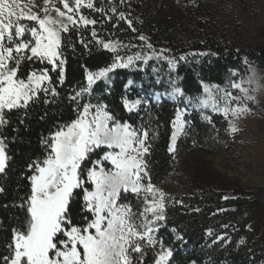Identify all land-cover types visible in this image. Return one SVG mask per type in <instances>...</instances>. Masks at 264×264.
<instances>
[{
  "label": "snow or ice",
  "instance_id": "1",
  "mask_svg": "<svg viewBox=\"0 0 264 264\" xmlns=\"http://www.w3.org/2000/svg\"><path fill=\"white\" fill-rule=\"evenodd\" d=\"M98 2L99 7L97 0H0V175H6L11 160L8 138L2 134L12 123L11 113H22V124L33 104L42 103L47 109L61 103L60 89L66 81L65 36L75 32L85 50L91 51L89 45L95 41L113 53L112 62L95 71L81 65L83 82L70 89L67 96L75 118L58 121L47 135L41 134L43 154L31 159L22 173L28 191L12 204L24 213L23 219L15 218L10 237L0 248V264H145L148 251L155 254L153 264H170L173 256L172 249L157 236L167 225V195L152 183L149 170L148 158L158 126H153L151 119L138 125L118 119L104 96L111 95L112 74L117 69L140 68L156 60L166 62L171 73L189 55L217 53L170 58L164 55L168 49L145 51L153 46L143 35L133 37L141 44L105 41L96 30L98 23L115 19L113 28L123 21L132 32L136 29L113 0ZM125 2L120 0L121 4ZM91 13H99L100 19L91 18ZM89 26L92 40L86 41L83 33ZM70 46L75 48L71 42ZM136 47L141 51L119 54ZM152 71L157 73L158 69L153 66ZM247 82L252 84L254 80ZM100 83L104 85L103 94L95 91ZM156 83H161L159 76ZM243 83H231L239 94L204 84L201 95L187 96L178 78L169 75L171 91L165 95L177 106L168 152L175 153L177 137L185 134L189 123L184 117L192 107L200 109L203 119L210 123L205 110L222 114L228 122L227 130L236 133L234 120L249 112L245 102L254 100L249 93L255 88H246ZM132 84L129 80L125 93ZM147 102L141 97L129 99L127 94L121 98L129 114H138ZM47 116L45 110L40 119ZM4 192L0 185V194ZM171 231L177 233L175 227ZM176 239L183 241V236L177 234ZM217 242L227 243V235L217 236L213 243ZM243 243L241 239L239 244Z\"/></svg>",
  "mask_w": 264,
  "mask_h": 264
},
{
  "label": "rangeland",
  "instance_id": "2",
  "mask_svg": "<svg viewBox=\"0 0 264 264\" xmlns=\"http://www.w3.org/2000/svg\"><path fill=\"white\" fill-rule=\"evenodd\" d=\"M113 3L132 20L136 31L132 32L123 21L118 28H113L115 19L98 23L96 30L105 41L141 44L133 37L143 35L153 46L152 50L145 48V51L168 49L164 55L170 58L190 53H217L214 56L189 55L188 60L180 61L171 73L166 62L156 60L140 68L117 69L112 74L111 95L104 96L118 119L137 125L147 124L151 119L153 126H158V136L152 142L148 159L152 183L167 195V225L157 236L173 251L170 264H264V66L260 63L264 60V0H126L123 4L113 0ZM85 14H89L88 10ZM90 15L100 19L99 13ZM91 27L83 33L86 41L92 40ZM70 42L85 53H107L112 56V62V52L104 50L95 41L89 45L91 51L85 50L75 32L65 36L63 53L66 59H72L78 53V48L73 49ZM137 51L141 48L121 50L119 54L132 55ZM227 57L235 61V66L229 64L225 76L204 80L195 74L193 83L197 82L198 93L193 95L192 90L184 89L186 73L192 74L208 62L229 59ZM153 66L158 69L157 73H153ZM169 75L178 78L179 86L187 96L201 95L204 84L218 85L234 94L239 93L231 88L232 82L244 81V87L255 88L249 93L254 100L246 101L244 105L249 112L234 120L238 131L230 133L227 130L228 122L222 114L205 110L204 114L211 117L210 123L203 119L200 109L189 108L184 117L189 121L185 134L177 137L176 151L170 154L171 120L177 105L165 95L166 91H171ZM157 76L161 83H156ZM250 78L254 80L252 84L247 82ZM129 80L133 84L125 93ZM73 87L61 88V97L67 99ZM103 87L102 83L98 84L96 93L103 94ZM125 94L129 99L141 97L148 102L141 105L138 114H129L121 103ZM36 105L45 107L40 103L33 104L30 109ZM163 115L168 118L164 124ZM204 128L211 131L213 142L210 144L197 139ZM163 142L168 167L156 169L153 147L155 143ZM132 202L136 203L134 197ZM11 207L2 205L0 208V221L3 222L0 248L9 239L15 218L23 219L24 213ZM172 227L177 233L171 231ZM177 234L183 236V241L176 239ZM225 234L227 243H213L217 236ZM241 239L243 244H239ZM154 256V252L148 251L145 264H153Z\"/></svg>",
  "mask_w": 264,
  "mask_h": 264
},
{
  "label": "trees",
  "instance_id": "3",
  "mask_svg": "<svg viewBox=\"0 0 264 264\" xmlns=\"http://www.w3.org/2000/svg\"><path fill=\"white\" fill-rule=\"evenodd\" d=\"M75 47L78 48L77 56L72 59H66V83L63 89L68 85L69 87H73L83 82L84 68L81 67V65H85L90 70H97L111 63L112 56L107 53L96 51L85 53L77 44ZM262 61L263 62L260 61V63L264 66V60L262 59ZM233 63H235V61H233L232 58L213 60L202 68H196L192 74L186 73L185 86H183L184 89L187 91H189V89L192 90L193 95L197 94L200 88L197 86V82L193 83L195 74L200 75L204 80L221 78L225 76L229 64L235 66ZM26 67L27 66H25V68ZM45 110L48 111V116L46 119L41 120L40 117L44 115ZM28 111V116L24 119V123L22 124L20 123V115L14 112L11 113L9 118L12 123L5 128L2 133L8 138L7 151L8 155L11 156V160L6 175H0V185L5 188V192L0 194V208L2 205L10 206L14 202H19V197L27 193L28 181L22 176V173H25L26 165L31 159L42 156L43 154L40 145L41 134L46 135V132L50 131L58 121H69L75 117L65 96L63 98L61 97V103L58 105L49 106L47 109L40 105H36ZM166 115H163L164 121H162V124L167 122L168 118ZM14 128L17 129V131H13ZM200 134L201 135L197 138L199 142H209V144L213 142L211 131L204 128V130H201ZM164 142L155 143L153 147V162H156L154 166V168L157 166L156 169L168 167ZM2 239L5 240V236H3Z\"/></svg>",
  "mask_w": 264,
  "mask_h": 264
},
{
  "label": "flooded vegetation",
  "instance_id": "4",
  "mask_svg": "<svg viewBox=\"0 0 264 264\" xmlns=\"http://www.w3.org/2000/svg\"><path fill=\"white\" fill-rule=\"evenodd\" d=\"M93 71H95V70H93Z\"/></svg>",
  "mask_w": 264,
  "mask_h": 264
}]
</instances>
